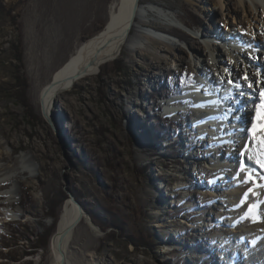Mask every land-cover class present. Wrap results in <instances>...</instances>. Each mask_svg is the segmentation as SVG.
<instances>
[{"label":"rangeland","instance_id":"obj_1","mask_svg":"<svg viewBox=\"0 0 264 264\" xmlns=\"http://www.w3.org/2000/svg\"><path fill=\"white\" fill-rule=\"evenodd\" d=\"M223 1L224 6L217 0H141L147 7L168 6L164 12L179 17L171 24L152 15L146 19L151 24L143 29L171 34L172 41L153 37L145 40L139 33L145 46H126L122 54L102 66L96 77L80 82L74 91L60 96L55 103L60 112L56 111L53 118L64 125L63 135L69 142L65 146L59 130L42 114L41 91L80 45L105 29L112 0H0V166L4 167L0 177V203H8L6 194L21 188L18 195L21 203L13 210L22 213L10 219L0 214V264H47L50 241L58 226L53 215L57 214L60 219L71 197L82 205L91 220L80 224L76 240L81 245L87 243L88 251H97L98 264H215L214 256L218 251L210 242L224 235V231L213 230L211 238H206L196 237L192 229L214 217L218 229H235L238 222L224 226L227 205H221L220 200H228L227 210H232L236 217L241 216L242 211L237 207L240 201L234 199V207L230 208L232 199L227 194L251 184L241 182L243 175L241 179L233 175L235 181L229 180L234 185L227 188L224 186L230 181L222 182L221 168L210 172V166L202 165L193 171L188 155L196 153L192 147L199 143L198 133L193 125H188L193 114L181 113L178 118L171 113L168 115L170 103L162 102L177 91L184 92L186 84L195 83L200 73L197 67L203 59H210V54L205 52L207 42L223 47L217 37L237 35V27L233 32L227 31L235 22L230 12L235 14L232 10H237V15L244 18L246 7L240 0ZM246 2V6L255 8L251 0ZM258 3L264 6L263 0ZM256 15L257 20L252 21L258 36L257 46H246L244 50L250 49L245 56L250 63L262 64L264 32H259L258 28L263 25L260 23L264 18L262 9ZM241 34L237 36L244 37V32ZM18 40H21L24 56L22 74L29 82L28 97L36 115L33 121L26 119L24 108L10 92L17 73L15 66H20L12 52ZM201 52L202 58L197 54ZM199 59L201 62L196 66ZM247 65L239 57L235 66L245 71ZM153 66L155 69L150 76L142 75L144 69ZM263 71L264 68H252L249 77L252 75L250 79L255 80L256 85L243 93L254 98L253 102L262 97L258 86L264 80ZM243 74L240 72V76ZM153 94L155 99H152ZM134 101L138 107H132ZM120 103L124 111L136 109L134 112L144 115L136 128L138 132L129 128L134 112L130 118L124 116ZM185 106L191 107L190 104ZM186 144L189 145L188 155H185ZM26 155L39 170L37 179L29 178L28 173L20 170L22 156ZM147 165L150 169L145 171ZM249 168L261 186L253 185L256 201L248 203L262 206L261 171ZM207 172L210 173L207 175ZM17 180L22 183L21 187ZM215 205L220 210L213 209ZM261 211L264 214L263 207ZM116 222L122 227L116 228ZM262 224L250 221L241 226L249 229ZM110 228H114V232ZM49 233L48 247L40 251L34 248ZM130 237L147 238L152 247L137 250L130 242L139 239L130 240ZM255 245L259 242L251 243L250 249ZM225 246L226 257L222 258L231 264L227 251L231 252L232 242ZM177 248L181 252H176ZM244 248L248 250L247 246ZM238 251L244 250L239 247ZM26 253L31 255L26 256ZM77 256L82 258L80 253Z\"/></svg>","mask_w":264,"mask_h":264},{"label":"bare ground","instance_id":"obj_2","mask_svg":"<svg viewBox=\"0 0 264 264\" xmlns=\"http://www.w3.org/2000/svg\"><path fill=\"white\" fill-rule=\"evenodd\" d=\"M217 1L220 2L222 6H224L223 0ZM239 2L243 7H246V10H243L244 18L240 17V15H237L239 14L237 10H232L233 12H235V14H232L230 12V17L235 18V22L230 25V29H227V31L228 33H230L231 31L233 32L235 31L234 28L237 27V35H243L241 33L244 32V37H238L234 34H230L231 36H226L224 38L217 37L223 44V47H221L219 44L216 45L212 42H207L205 52H208L210 54V59L208 61H206V59H203L202 62L199 59L197 63L195 62L196 66L199 62H201L202 64L201 66L197 67L198 72L200 73L198 75V78L195 79L194 87L196 88V84L199 82L203 85V89H201L199 93H191V91H188L185 93L188 94V97L184 96L183 98L178 97L175 93L167 101L162 102L164 105L167 102L170 103L168 106L171 109L168 115H170L171 113L176 118H178L181 113L188 114L192 112L193 116H191V121L188 125L189 127L190 124L193 125V129L198 133L200 137L198 136L197 138V140H199V143L195 144L192 147L195 148L196 153L188 155L186 151L189 145L186 144L185 155H188V159L191 160L193 171L195 168L200 169L202 165L210 166V168L208 169L210 172H217L219 171V168H221L220 174L224 175V178L222 180L223 183L227 182L229 179H233V177L235 176L237 163L244 159V157L241 156V151L244 150L245 144L248 145L246 156L248 158L252 156L251 158H253V160L249 159L253 161V163H249L248 167H254L255 170L261 171V174L264 175V171H262L258 166L254 164L255 160L264 158V145L253 142L251 135L248 134V130L252 127L250 124V114L254 111L257 112V104L255 105V102H253V100L249 101L248 99L250 97L243 94L245 91L248 92L250 88L246 86V82L239 80H237V83L243 85L240 88L231 87L227 85V83L221 84L218 82L220 79L226 81L229 77V73L231 74V77L233 79L239 77L240 72H244L242 68L239 70L236 67L238 66L239 57L243 58L246 64H251L248 60V57L247 59L245 58L250 49H244L246 46L249 48H253L257 46L256 43H258V36H256V33H254L253 30L254 27H256L254 26L253 21L257 20L256 14L260 11V9H262V14H264V6H261L260 3H258V0H251V3L255 6V8L251 5L246 6V0H240ZM154 7L162 10L156 11L155 9H153ZM153 8L142 5L141 0H112V3L110 5V19L105 29L80 45L77 51L69 58V60L54 74L52 81L42 89L40 95L42 114H44L50 120V122L55 125L54 127L59 130V134L65 146L68 145L69 142L68 140L66 141L63 135L64 125L63 123L61 124L59 121H57V119L53 118L54 113L56 111H59L55 103L60 96L64 95L65 93L74 91L75 86L77 84H80V82L96 77L100 73L102 66L116 59L120 54L123 53L126 46H145L146 43L141 38L143 36H139V33L144 35L145 40H149L153 37L155 39H158L159 41H172V37L170 36L171 34L165 32L158 33L156 31L143 30L145 26H149L151 24V21H146V19L151 18L152 15L155 17L157 16L163 21L171 24L176 23L179 18L177 16L175 17L167 12H164V10L168 8V6L158 4L156 6H153ZM260 23H263V25L260 24V27H258L259 32H264V18L261 19ZM197 54L200 58H202V52L200 54ZM214 56L215 58H211ZM166 63L167 62L163 64ZM261 63L262 64H259V67L261 66L260 68H264V61H261ZM152 69L154 70L155 67L153 66L149 67V69H144L145 71L142 75L150 76V74H152ZM225 70H228L227 74H225ZM245 71H247L250 75V73L252 72V67H245ZM262 77L264 79V71L262 73ZM250 78H252V75ZM140 86L143 87L144 85L140 83ZM253 94L256 95L255 93ZM210 96L217 100L216 103L210 104L207 103V101H204L205 98L208 99L210 98ZM135 98L138 97L135 96ZM152 99H155V94L152 95ZM194 103L200 104L201 107L204 108L202 110L192 108L194 107ZM186 104H190L191 107H189V109L186 108ZM136 105L137 103L136 101H134L132 107H136ZM155 106H157V108H160L159 104H156ZM121 110L123 115L128 116V118H130V116H132L131 114L136 111V109H133V111H130L128 109L129 112L124 111L122 104ZM138 111L142 112L141 109H138ZM141 115V113L137 114L136 112H134L135 117L133 116L132 118H130L131 124H129V128L132 131H137L138 127L141 125H139V121L141 123V120L144 116ZM186 116L188 117V115ZM144 119L147 120V118ZM224 133H227L229 135H224ZM205 134H207L206 137ZM134 135H136L135 132ZM214 135L217 138H213ZM221 136H223V141L226 142H222V140L219 138ZM233 140L235 141V143L231 142ZM221 143H223V145ZM210 147H213V149H210ZM223 147H225L226 149H223ZM205 152H208L207 156H205ZM226 160H228L230 163L224 162ZM21 164L22 165L20 167V170H22L24 174L28 173L30 175L29 178L37 179L39 170L33 167L27 155L22 156ZM224 164L227 165L221 167ZM216 167L218 169H214ZM149 169L150 166L147 165L145 167V171ZM3 171L4 167L0 166V177L3 176ZM210 172H207V175ZM17 183L19 184V187L22 186V183L20 181L17 180ZM233 183L234 182L230 181V184L226 183L224 187L229 188L231 187V185H234ZM212 187L214 189L218 188L216 187V185H212ZM224 187H222V189ZM249 187L254 188L255 186L248 185L244 188H238L237 190L228 193V198L232 199L230 200V204L232 205L234 199L240 201ZM20 190L21 188H18L16 190L14 189L6 194V196L8 197V203H5L6 205L4 203H0V214L4 216V219L20 217L22 215L20 211L13 210L14 206L17 203H21V199H19ZM262 192L264 193L263 189ZM1 198L2 196H0V199ZM250 199H254L253 194L250 196ZM220 204L223 206L227 205L224 209L225 213L223 214L226 219V223H224V226H226L227 223H230V226H234L237 222L239 223L240 221L250 223V220H246L244 218L247 211L246 205L243 208H240V211H242V215L236 217L232 210H227L229 206L228 200H220ZM231 205L230 208L234 207V205ZM79 206L82 207V205L72 197L66 201L62 209L61 218L58 221L57 231L50 241L47 264H98V258L96 257L97 251H88L89 246H86L87 243L81 245L80 241L76 240V233L80 224H82L85 220L89 222L91 221L86 210L82 207V212ZM262 207L264 208V204L261 206V208ZM213 209L220 210V208L216 205L213 206ZM215 221H217L215 217L214 219L208 218L205 220V225H200L192 229L193 235H195L196 237L204 236L206 238H211V234L214 233L213 230L224 231V235L214 237L210 242L211 245L214 244L215 248L218 251V253H216L214 256L217 259L215 264H228L227 260L223 259L222 257H226V255L224 254L226 252L225 243H228L230 246V242H232L231 252H227L229 257L232 258L231 264H264V256H259L260 253H264V248L262 249V246L264 245V224L258 227H255L257 225H253V229L252 227L248 229L243 228L239 223L238 227L230 230L226 228L218 229L219 227ZM261 229L262 231H260ZM260 235H262L263 238ZM187 239L189 238L186 237V240ZM247 242H250L252 244L254 242H259V245H256L255 247L253 246L254 248L250 249L248 246L249 243L246 245ZM235 243H237V245H235ZM77 245L79 247L81 246L80 249L79 247H77ZM246 246L248 247V250H245L244 247ZM239 247H241L244 251H238ZM81 249L87 250V252L85 251V253H82ZM257 250H259V252L255 253V251ZM175 251L179 253L181 252V249L177 248ZM79 253L82 257V260L77 256ZM233 256H235V258ZM219 258L221 259V261H218ZM37 264H42V262H39ZM143 264L154 263L144 262Z\"/></svg>","mask_w":264,"mask_h":264},{"label":"snow or ice","instance_id":"obj_3","mask_svg":"<svg viewBox=\"0 0 264 264\" xmlns=\"http://www.w3.org/2000/svg\"><path fill=\"white\" fill-rule=\"evenodd\" d=\"M237 80L246 82V86L250 89L256 85V81L250 79L247 71H244L243 76L236 77L235 79H233L231 77V74L229 73V78L226 81L220 79L218 82L221 84L227 83V85L231 87H236V88L242 87L243 85L237 83ZM261 82L264 83V80H262ZM261 96L264 97V92L261 93ZM248 131L249 134L251 135L253 142H257L260 145H264V101H262L260 110L257 113V119L253 122L252 127ZM224 135H229V134L224 133ZM206 136L207 134H205V137ZM213 138H217V137L214 135ZM219 138L222 140V142H226L223 141V136ZM231 142L235 143L234 140ZM247 147L248 145L245 144L244 150L241 151V156H243L244 159H242L239 162L234 178L241 179V174H244L241 180L243 184H251V185H255L256 187H260L261 185H259V183L257 182V177L253 175L252 170H250L248 167L249 163H253V161L249 160V158L246 156ZM254 164L258 166L262 171H264V158L255 160ZM259 179L264 180V175H260ZM209 183H211V181H209ZM254 192H255V188L249 187L248 190L244 193L237 207L243 208L245 205H247L245 219L250 220L252 223H264V214H262L261 206L259 204L248 203L250 196L254 194Z\"/></svg>","mask_w":264,"mask_h":264},{"label":"trees","instance_id":"obj_4","mask_svg":"<svg viewBox=\"0 0 264 264\" xmlns=\"http://www.w3.org/2000/svg\"><path fill=\"white\" fill-rule=\"evenodd\" d=\"M17 44H18V46H16V47L13 46L12 52L14 54L13 55L14 56V60L20 66H15L14 70H16L15 73L16 72L17 73L15 74V77L13 79V83L10 84V92L13 95V98L15 100H17L19 105H21L24 108V110L26 112V115H25L26 119L33 121V120L36 119V115L34 113V107L31 104V101H30V99L28 97L29 82H28L27 78L22 74V71H23V68H24L23 67L24 56H23V49L21 47V44H22L21 40L20 41L18 40ZM53 217L55 218V222L57 223L58 220H59L58 219L59 218L58 215L54 214ZM117 224H118V222L114 223V226L116 228H118L119 226L122 227L120 224L119 225H117ZM110 230H111V232H114V228H110ZM105 231L108 234V232H107L108 230H105ZM121 231H122V229H121ZM122 232H123V234H125L124 230ZM126 235L127 234H125V237H127ZM50 236H51L50 233L47 234V236L44 237L42 239V241L40 240L39 245H36L34 248H37L39 251L40 250H45L48 247V245H49ZM133 238L136 239V240L139 239V241L136 242V241L132 240ZM129 239L132 240L130 242V244L132 246H134V248H136L137 250L138 249H140V250L141 249H146V248L150 249V247H152L151 241L149 239H147V238H144V237H140V238L139 237H136V238L135 237H130ZM29 255H31V253H26V256H29ZM12 260H14V259H12Z\"/></svg>","mask_w":264,"mask_h":264},{"label":"water","instance_id":"obj_5","mask_svg":"<svg viewBox=\"0 0 264 264\" xmlns=\"http://www.w3.org/2000/svg\"><path fill=\"white\" fill-rule=\"evenodd\" d=\"M79 207H80V210L83 212L82 207L81 206H79Z\"/></svg>","mask_w":264,"mask_h":264}]
</instances>
